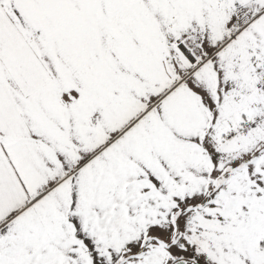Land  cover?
Returning <instances> with one entry per match:
<instances>
[{"label":"snow or ice","instance_id":"1","mask_svg":"<svg viewBox=\"0 0 264 264\" xmlns=\"http://www.w3.org/2000/svg\"><path fill=\"white\" fill-rule=\"evenodd\" d=\"M0 264H264V0H0Z\"/></svg>","mask_w":264,"mask_h":264}]
</instances>
